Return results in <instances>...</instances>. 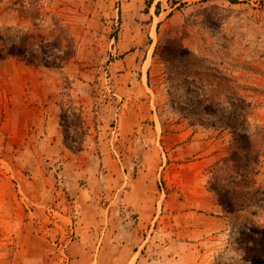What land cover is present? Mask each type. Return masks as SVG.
<instances>
[{
	"label": "rangeland",
	"instance_id": "1",
	"mask_svg": "<svg viewBox=\"0 0 264 264\" xmlns=\"http://www.w3.org/2000/svg\"><path fill=\"white\" fill-rule=\"evenodd\" d=\"M42 1L75 42L61 68L0 0V51L35 55L0 59V264H249L236 240L264 227V0ZM237 133L250 150L233 171Z\"/></svg>",
	"mask_w": 264,
	"mask_h": 264
},
{
	"label": "trees",
	"instance_id": "2",
	"mask_svg": "<svg viewBox=\"0 0 264 264\" xmlns=\"http://www.w3.org/2000/svg\"><path fill=\"white\" fill-rule=\"evenodd\" d=\"M13 11L19 19L29 22L36 34L38 44L37 52L40 62L46 67L61 68L75 54V42L67 30L58 22L54 16L45 11L42 0H11ZM49 23L46 25V17ZM46 25V26H45ZM45 26V27H44ZM45 30L44 33H41ZM31 36V35H29ZM26 38L29 39L28 36ZM22 57L28 61L34 57V52H27L26 45L12 44L4 51H0V59L5 57ZM81 109L73 104L61 108L59 114V126L61 128L63 141L75 150L81 149L87 135V127L82 117ZM234 149L225 159L231 163L230 170H240L241 160L239 151H249V138L244 133H237L234 137ZM248 153V152H247ZM209 183V190L217 195L218 204L226 213H233L234 207L227 194L221 193L217 186V177ZM238 249L242 252L243 261L249 264H264V227L251 226L240 231L236 240Z\"/></svg>",
	"mask_w": 264,
	"mask_h": 264
}]
</instances>
